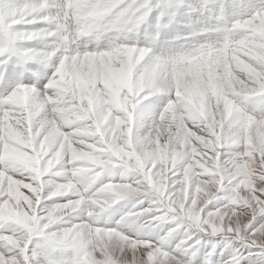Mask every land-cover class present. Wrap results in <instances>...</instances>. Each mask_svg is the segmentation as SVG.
Returning <instances> with one entry per match:
<instances>
[{"label": "clouds", "instance_id": "clouds-1", "mask_svg": "<svg viewBox=\"0 0 264 264\" xmlns=\"http://www.w3.org/2000/svg\"><path fill=\"white\" fill-rule=\"evenodd\" d=\"M0 264H264V0H7Z\"/></svg>", "mask_w": 264, "mask_h": 264}, {"label": "bare ground", "instance_id": "bare-ground-1", "mask_svg": "<svg viewBox=\"0 0 264 264\" xmlns=\"http://www.w3.org/2000/svg\"><path fill=\"white\" fill-rule=\"evenodd\" d=\"M30 2H33V0H30ZM19 3L23 4L21 0H19ZM11 10H12L11 7H9L7 4V0H0V11L2 14L6 12H10Z\"/></svg>", "mask_w": 264, "mask_h": 264}, {"label": "rangeland", "instance_id": "rangeland-1", "mask_svg": "<svg viewBox=\"0 0 264 264\" xmlns=\"http://www.w3.org/2000/svg\"><path fill=\"white\" fill-rule=\"evenodd\" d=\"M21 2H22V3L30 2V0H21ZM0 14H2L1 11H0Z\"/></svg>", "mask_w": 264, "mask_h": 264}]
</instances>
